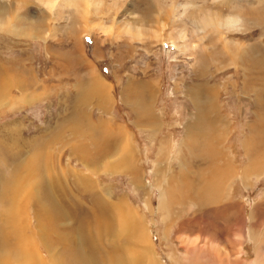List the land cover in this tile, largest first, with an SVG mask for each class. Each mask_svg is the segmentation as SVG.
Returning <instances> with one entry per match:
<instances>
[{
  "label": "rangeland",
  "instance_id": "rangeland-1",
  "mask_svg": "<svg viewBox=\"0 0 264 264\" xmlns=\"http://www.w3.org/2000/svg\"><path fill=\"white\" fill-rule=\"evenodd\" d=\"M0 68V189L42 170L0 195L24 253L0 227V264H107L143 233L156 264H264V0H0Z\"/></svg>",
  "mask_w": 264,
  "mask_h": 264
},
{
  "label": "bare ground",
  "instance_id": "bare-ground-1",
  "mask_svg": "<svg viewBox=\"0 0 264 264\" xmlns=\"http://www.w3.org/2000/svg\"><path fill=\"white\" fill-rule=\"evenodd\" d=\"M234 20V19H233ZM227 23H229V22H227ZM230 24V23H229ZM13 33H16V31L15 30H13V29H10ZM1 69V68H0ZM1 71L2 70H0V98H1V94L6 90V88H8L10 85H12V79H10L9 77L7 78L8 80H6L5 79V77H2V74H1ZM2 77V78H1ZM15 81V80H14ZM15 85V84H14ZM102 87V85L100 84V87H98L97 89H99V88H101ZM100 90V89H99ZM99 90H98V92H99ZM97 92V93H98ZM143 104H144V102H142ZM135 104V103H134ZM137 105H141V104H139V103H137ZM134 108V107H133ZM141 108V107H140ZM139 108V109H140ZM136 110V109H135ZM203 111V110H202ZM137 112H139V111H137ZM200 113V112H199ZM210 114V113H209ZM208 113L207 114H205V116L206 115H209ZM203 117H204V113H203ZM208 117V116H207ZM209 117H210V115H209ZM208 117V118H209ZM201 119V118H200ZM211 119V118H210ZM203 120H205L206 121V119H204V118H202V121ZM212 121V120H211ZM197 123V122H196ZM195 123V124H196ZM205 123V122H204ZM212 124V123H211ZM197 125V124H196ZM203 125V124H202ZM198 126V125H197ZM205 126V125H204ZM207 127V126H206ZM211 127H213V126H211ZM200 132V131H199ZM203 132V131H202ZM194 136V135H193ZM94 142H95V140H94ZM124 142V141H123ZM126 143V142H125ZM127 144V143H126ZM93 146H95L94 144H93ZM128 146V145H127ZM126 147V146H125ZM100 148V147H99ZM190 148V147H189ZM124 150H127L126 148H124ZM95 152H94V158H95V160H99L100 158H103V157H101V156H103V154H105V150L104 149H102V148H100V149H98V148H95V150H94ZM103 151V152H102ZM34 162V163H33ZM127 162V161H126ZM5 165V164H4ZM35 166L36 165V161L35 160H33L32 162H30L29 161V159L27 160V162L25 163L24 161H20L14 168H13V175H12V177H11V179H10V182H9V184L7 185L6 183L4 184V186H3V188H1L0 189V195L1 194H3V193H5V197H8L9 195H10V193H11V191H16V190H19V183L21 182V179H20V176H23L24 177V175H22L23 174V172L25 171V174H26V170L27 171H29V173H28V176L29 177H31V174H30V167L31 166ZM6 166V165H5ZM30 166V167H29ZM32 168H34V167H32ZM37 168V165H36V167L34 168L35 169V171H37V169L39 170V166H38V168ZM39 171H42V170H39ZM127 171V170H126ZM31 172H32V169H31ZM221 172H222V169H221ZM42 173V172H41ZM43 174V173H42ZM6 175V173L4 172V174H2V177H0V185H1V187H2V180H3V178H4V176ZM213 175V174H212ZM39 176V175H38ZM228 176V175H227ZM244 177H247V176H245L244 175ZM223 178V177H222ZM185 183V182H184ZM12 184H13V188H12ZM204 187V186H203ZM202 186H201V189H191L192 188V184H188L187 186H186V188H185V195H187L188 197L189 196H193V201H194V205H195V207H198L199 209L201 208L200 207V203L202 202L201 200L202 199H205V197L203 198V196L205 195L206 196V191H205V189L203 188ZM212 190V189H211ZM217 190V189H216ZM59 191V190H58ZM58 191H56V189L54 190V186L53 187H50L49 189H48V197H49V200H50V203H51V199L54 197L55 198V201H58V203L57 204H65L61 199H60V194H59V192ZM209 193V192H208ZM31 192H29V198L31 197ZM166 194V193H165ZM210 194V193H209ZM50 195H52V196H50ZM203 195V196H202ZM210 196V195H209ZM34 198V197H33ZM161 199H160V204L162 203V202H164L163 201V197L161 196L160 197ZM170 198V197H169ZM70 200V199H69ZM71 200H74V198L73 199H71ZM53 201V200H52ZM55 203V202H54ZM166 204V203H165ZM52 205V204H51ZM110 206H112L111 204H110ZM164 206V205H163ZM169 208V207H168ZM47 210H49V209H47ZM4 213H5V215H6V217L7 218H9V216L10 215H12L13 214V209L12 208H6L5 210H4ZM93 211H89V215L91 214V218H92V215H93ZM61 217H63V215L61 216ZM66 217V216H65ZM95 216H93V218H94ZM97 217V216H96ZM64 218V217H63ZM65 219V218H64ZM124 219V218H123ZM63 220V219H62ZM125 220V219H124ZM4 221H5V225H4ZM89 221H90V219H89ZM88 221V223H91L92 221H94V223H93V226L90 228V232H91V237H90V240H92V243L94 244V246L98 249V252L101 254V252L102 251H100V250H102L103 249V246L102 245H104L103 244V239H104V235L103 234H105V232H107V231H109V227L107 226V229L105 228H103V225L101 226V224L99 223V221H98V219L97 220H91L90 222ZM241 222H242V220H240ZM134 222H135V219L133 218V219H129V221H128V223H129V225H132V224H134ZM92 224V223H91ZM125 224L126 223H123V224H120V227H121V229L124 231V226H125ZM90 225V224H89ZM0 227H1V230L2 231H4V229H5V231L7 232V234L9 235V239H10V243H11V241H12V239H14V245H8V247L6 248V249H4L5 248V246H4V244H5V236H4V233H2L1 231H0V233H2V235H1V237H0V248L3 250V251H5L6 253H22V255L24 254L23 253V251H21L20 249H19V243H20V240H19V238H20V236H21V232H19L15 227L16 226H14V225H12V224H10L6 219H4V220H1L0 221ZM134 228V227H133ZM133 228L132 227H130V230H129V232H130V237H131V239L133 240V236H134V234H133ZM11 229H14V232L12 233L11 232ZM119 229V228H118ZM120 229V232L122 231ZM106 230V231H105ZM110 230H111V228H110ZM22 231V230H21ZM82 231H84L83 233L85 234V227H84V225L82 226ZM239 231H243V225H241L240 227H239ZM25 234V233H24ZM138 234H140V232L138 233ZM124 235V234H123ZM25 236V235H24ZM102 237H103V239H102ZM138 239L140 240V244H139V246L137 247L138 249H139V254L137 253V251H135L134 252V254L132 255V257H128V256H122V257H120L119 258V256L118 255H116L115 256V253H113V254H107V253H104V254H107V255H109L110 256V258L108 259V260H106L107 261V264H156V262L154 263L153 262V255L151 254V250L148 248V246H146L147 245V242H146V239H145V236H144V233L141 235H138ZM85 239L87 240V238L85 237ZM138 239H136V240H138ZM87 242H88V244H89V241L87 240ZM131 244L135 247V243L134 242H131ZM137 246V245H136ZM135 249H136V247H135ZM89 251H90V253H88V254H86L85 252H84V250H78V252L75 254V256L74 257H72L73 258V260L72 261H70V264H104V263H102V262H100L99 260H98V258L93 254V252H92V250H91V247L89 246ZM87 252H88V250H87ZM82 253H83V255H84V257L87 259V261H88V263H87V261L84 259V257H83V255H82ZM103 253V252H102ZM102 256V255H101ZM24 258H25V256H24ZM52 258V257H51ZM53 259V258H52ZM35 261V260H34ZM23 263L22 264H29V260H28V262H25V261H22ZM54 262L56 263V260H54ZM33 263V262H32ZM69 264V263H68ZM193 264V263H192ZM259 264V263H258Z\"/></svg>",
  "mask_w": 264,
  "mask_h": 264
},
{
  "label": "crops",
  "instance_id": "crops-1",
  "mask_svg": "<svg viewBox=\"0 0 264 264\" xmlns=\"http://www.w3.org/2000/svg\"><path fill=\"white\" fill-rule=\"evenodd\" d=\"M240 255H241V250H240Z\"/></svg>",
  "mask_w": 264,
  "mask_h": 264
}]
</instances>
